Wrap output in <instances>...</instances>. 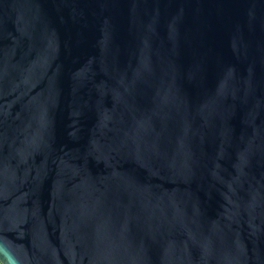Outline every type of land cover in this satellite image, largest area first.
<instances>
[{
    "label": "water",
    "instance_id": "95a60500",
    "mask_svg": "<svg viewBox=\"0 0 264 264\" xmlns=\"http://www.w3.org/2000/svg\"><path fill=\"white\" fill-rule=\"evenodd\" d=\"M1 264H264V0H0Z\"/></svg>",
    "mask_w": 264,
    "mask_h": 264
},
{
    "label": "trees",
    "instance_id": "16d2710c",
    "mask_svg": "<svg viewBox=\"0 0 264 264\" xmlns=\"http://www.w3.org/2000/svg\"><path fill=\"white\" fill-rule=\"evenodd\" d=\"M1 264V263H0Z\"/></svg>",
    "mask_w": 264,
    "mask_h": 264
}]
</instances>
